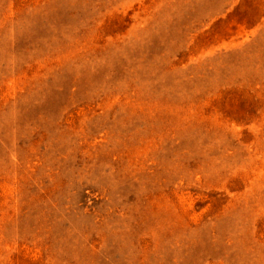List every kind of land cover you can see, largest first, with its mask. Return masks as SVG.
<instances>
[{
  "label": "rangeland",
  "instance_id": "374dc122",
  "mask_svg": "<svg viewBox=\"0 0 264 264\" xmlns=\"http://www.w3.org/2000/svg\"><path fill=\"white\" fill-rule=\"evenodd\" d=\"M0 264H264V0H0Z\"/></svg>",
  "mask_w": 264,
  "mask_h": 264
}]
</instances>
